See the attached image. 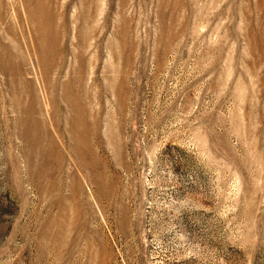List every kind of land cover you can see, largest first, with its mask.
I'll use <instances>...</instances> for the list:
<instances>
[{
  "label": "rangeland",
  "instance_id": "obj_1",
  "mask_svg": "<svg viewBox=\"0 0 264 264\" xmlns=\"http://www.w3.org/2000/svg\"><path fill=\"white\" fill-rule=\"evenodd\" d=\"M0 264H264V0H0Z\"/></svg>",
  "mask_w": 264,
  "mask_h": 264
}]
</instances>
